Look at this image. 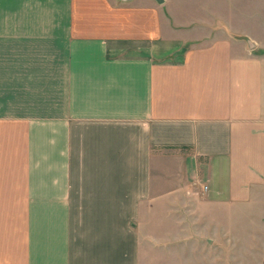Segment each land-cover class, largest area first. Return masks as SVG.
I'll use <instances>...</instances> for the list:
<instances>
[{
  "label": "crops",
  "instance_id": "crops-1",
  "mask_svg": "<svg viewBox=\"0 0 264 264\" xmlns=\"http://www.w3.org/2000/svg\"><path fill=\"white\" fill-rule=\"evenodd\" d=\"M262 191L264 0H0V264H264Z\"/></svg>",
  "mask_w": 264,
  "mask_h": 264
},
{
  "label": "rangeland",
  "instance_id": "rangeland-1",
  "mask_svg": "<svg viewBox=\"0 0 264 264\" xmlns=\"http://www.w3.org/2000/svg\"><path fill=\"white\" fill-rule=\"evenodd\" d=\"M259 197H261V203L263 204L261 207L256 206V208H255L253 205H250V207L245 206L246 208L244 207V211L242 212L241 209L239 208V210H237L238 213L235 211L229 210L228 217H264V191H262V193L259 195ZM247 246H249V245H247ZM236 256H237V253L234 252V253L229 255V259L233 258L236 262V259H237ZM255 256H256V254H254L252 252H247V254L244 255V257L246 259H248V261H250V264L253 263ZM240 258H241V255H239V259ZM240 261H241V259H240ZM244 263L247 264L249 262H242V264H244ZM222 264H226V262H222ZM229 264H231V262ZM234 264H241V262L234 263Z\"/></svg>",
  "mask_w": 264,
  "mask_h": 264
},
{
  "label": "water",
  "instance_id": "water-1",
  "mask_svg": "<svg viewBox=\"0 0 264 264\" xmlns=\"http://www.w3.org/2000/svg\"><path fill=\"white\" fill-rule=\"evenodd\" d=\"M155 1L160 3V4L164 2V0H155Z\"/></svg>",
  "mask_w": 264,
  "mask_h": 264
},
{
  "label": "built area",
  "instance_id": "built-area-1",
  "mask_svg": "<svg viewBox=\"0 0 264 264\" xmlns=\"http://www.w3.org/2000/svg\"><path fill=\"white\" fill-rule=\"evenodd\" d=\"M205 190H207V187H205Z\"/></svg>",
  "mask_w": 264,
  "mask_h": 264
}]
</instances>
